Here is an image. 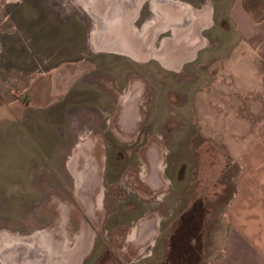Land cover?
<instances>
[{
	"label": "rangeland",
	"instance_id": "374dc122",
	"mask_svg": "<svg viewBox=\"0 0 264 264\" xmlns=\"http://www.w3.org/2000/svg\"><path fill=\"white\" fill-rule=\"evenodd\" d=\"M210 1L218 37L211 51L167 64L105 56L90 40L100 11L114 19L132 7L135 18L142 7L140 26L153 18V0H0V246L7 258H22L12 246L30 244L25 259L50 262L53 228L69 246L90 232L83 264L218 261L223 231L235 228L238 176L255 165L253 141L264 139V96L253 91L260 83L248 47L225 60L234 43L224 49V41L235 37L231 0ZM246 4L264 12V0ZM172 32L158 41L165 39L166 55ZM51 68L72 86L53 106L27 107L31 81ZM127 108L139 123L126 122ZM90 171L94 190L85 195L75 176L91 182Z\"/></svg>",
	"mask_w": 264,
	"mask_h": 264
},
{
	"label": "crops",
	"instance_id": "0c3cea01",
	"mask_svg": "<svg viewBox=\"0 0 264 264\" xmlns=\"http://www.w3.org/2000/svg\"><path fill=\"white\" fill-rule=\"evenodd\" d=\"M153 1L154 4L151 7L150 13H148V15L152 14L153 18L147 19L149 17L146 16L141 21L140 26L135 22L140 17L142 7H140L138 14L134 15L135 18H132V7L125 9L121 18L114 17V19H110L111 13L108 15L106 11H100L96 14L99 18L98 25L94 24L90 38L93 46L99 51L103 50V55L105 56L110 55L109 53L124 54V56H128V59L134 63L148 62L151 58H155L163 63L193 61L202 55L200 54L201 52H205L206 50L205 56H207L209 51H211L208 47L212 46L218 39L216 37L214 40L213 25L209 24L214 13L212 2L210 0H200L199 2H195V0H179L178 3L174 0ZM193 8L196 13L192 11ZM194 13L195 15H193ZM128 14H130V17ZM227 14L234 20L233 31L235 37L233 40H230L231 42L229 40L224 41V49H226L227 44L234 43L228 51L229 53L224 56L225 60L230 59L243 44L244 49L248 47L251 50V56L249 54V57L253 60L254 68L257 69L260 83L258 90L253 88V91L255 94L264 96V12H253V8H250L246 4V0H231ZM164 20H168V23L164 24ZM201 21L202 24L200 23ZM164 25H167V28H164ZM187 27V31L184 32ZM182 28L184 32L183 36L180 33V29ZM169 29H173V32L175 29H178V32L177 34L176 31L172 32V36H170V39L173 40L172 53L166 55L160 52V47L165 46V39L161 44L158 41L161 38L160 34ZM205 29H208L211 33L207 34L208 30ZM204 30L205 33L203 32ZM204 34H206L204 36L205 42L203 39ZM175 40L177 44L174 43ZM221 40L223 39L219 38V41L223 43ZM185 46V52H188V54L181 57L180 50L185 48ZM176 50L179 52L177 53ZM242 53L245 55L247 51L244 50ZM52 69L46 71L45 74L36 76L31 81L27 107L47 108L50 105L53 106L62 101L61 95L63 93L66 95L72 86L70 84L72 80L69 79L65 83L63 76L50 73ZM135 116L136 120L132 123H139L141 116L136 113ZM121 118L123 119V115ZM260 138L253 141V159L256 160L255 165L243 169V173L238 176V211L235 221H233L235 222V228L230 230L227 226V230L223 231L221 236L225 247L222 248L218 261L213 263L210 260L206 264H264V161L261 160H264V150H261V145H264V139ZM75 180V184L77 185L76 176ZM51 227H53L52 223ZM48 233L51 237V241H49L50 247L47 248L48 254L52 256L50 262H29L28 259H25V254L32 250L30 249L32 246L25 244V247L12 246L11 248L15 252L19 250L23 256L22 258H11V255L7 258L4 255L5 253L1 251V245V263L83 264L86 250L83 251L79 248L81 242L79 234L74 244L69 246L67 242L68 235L63 231L59 229L55 231L52 228ZM3 236V233H1L0 243L4 241ZM23 260L26 261L24 262Z\"/></svg>",
	"mask_w": 264,
	"mask_h": 264
},
{
	"label": "flooded vegetation",
	"instance_id": "af4514ba",
	"mask_svg": "<svg viewBox=\"0 0 264 264\" xmlns=\"http://www.w3.org/2000/svg\"><path fill=\"white\" fill-rule=\"evenodd\" d=\"M125 116H128L127 118H126V122H128L129 123V125H130V121L131 122H133L134 120H136V116H135V112H133L132 113V111L130 110V108H127V110L125 111ZM84 144H87V143H84ZM81 146H82V144H81ZM88 175H89V179H91L92 181L90 182V181H88V182H85V178H83V177H79V180H78V185H79V187H82L81 189H83V190H88V191H93L94 190V186H92V184H94V181H95V178H94V172H89L88 173ZM87 178V179H88ZM86 195V194H85ZM81 199H82V197H81ZM82 202H83V204L86 206L87 204H86V201H84V199H82Z\"/></svg>",
	"mask_w": 264,
	"mask_h": 264
},
{
	"label": "bare ground",
	"instance_id": "6f19581e",
	"mask_svg": "<svg viewBox=\"0 0 264 264\" xmlns=\"http://www.w3.org/2000/svg\"><path fill=\"white\" fill-rule=\"evenodd\" d=\"M170 63H173V62L171 61ZM170 63L167 62V64H170ZM79 177L81 178L82 176H79ZM79 177H78L77 181L79 180ZM83 178H84V176H83ZM83 191L86 195H87V193H89V191L86 189ZM90 237H91L90 232L87 229H85V231L81 234V238H80V241H81L80 246H79L80 250H83V251L87 250L89 243H90Z\"/></svg>",
	"mask_w": 264,
	"mask_h": 264
}]
</instances>
